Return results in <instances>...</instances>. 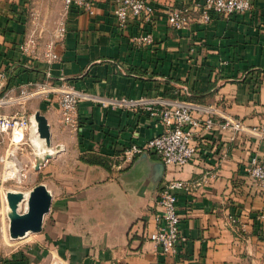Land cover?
I'll return each mask as SVG.
<instances>
[{
  "label": "crops",
  "instance_id": "1",
  "mask_svg": "<svg viewBox=\"0 0 264 264\" xmlns=\"http://www.w3.org/2000/svg\"><path fill=\"white\" fill-rule=\"evenodd\" d=\"M91 1L93 12L74 4L64 16L61 0H0V65L9 85L50 74L93 95L178 96L218 107L260 132H243L233 140L217 124L212 131L202 128L195 157L182 167L163 169L154 152L124 159L127 147L143 145L163 130L147 111L83 99L72 129L56 96L32 99L30 114L40 111L50 125L51 147L45 149L51 156L36 167L33 128L18 144L0 132V185L8 181L7 158L22 151L32 168L19 174L25 185L12 182L6 192L28 191L43 182L53 200L40 231L0 249L3 264H264V218L258 216L264 194L250 183L247 170L253 156H264V0H252L239 13L212 12L208 21L200 8L205 0H150L152 18L130 17L125 25L115 14V0ZM183 7L189 8L190 20L175 28L168 13ZM34 12L43 29L42 47L53 38L58 20L65 19L66 34L54 47L58 60L23 52ZM143 31H151L155 41L135 40ZM28 146L33 148L29 160ZM166 175L190 181L209 176L192 191L178 192L185 238L167 257L149 237Z\"/></svg>",
  "mask_w": 264,
  "mask_h": 264
},
{
  "label": "built area",
  "instance_id": "2",
  "mask_svg": "<svg viewBox=\"0 0 264 264\" xmlns=\"http://www.w3.org/2000/svg\"><path fill=\"white\" fill-rule=\"evenodd\" d=\"M65 16L74 4L93 12L91 0H61ZM252 6V0H205L200 4L205 21L211 18L212 12L229 15L246 11ZM115 14L120 24L125 25L130 17L141 21L150 20L155 13V6L150 0H115ZM168 22L175 28H182L190 20L189 8H174L168 13ZM30 31L21 44L24 53L34 59L55 61L60 54L55 44L66 34V21L61 17L55 27L53 38L44 47L41 46L43 29L36 12L32 14ZM141 43H153L154 34L143 31L135 37ZM7 72L0 65V132L10 135L14 144L24 143L26 132L30 127L28 103L35 98L56 96L60 103L62 119L72 129L78 126L77 108L83 99H92L108 107H122L128 110H143L158 118L163 130L150 138L145 144H132L124 150V159L132 160L144 152L156 153L166 166L182 167L189 163L198 151L196 133L205 128L212 131L217 124L220 131H229L231 139H236L243 132H260L258 127H248L237 116L229 115L215 106L201 105L178 96L141 95L138 97H115L93 95L83 88L63 80L57 82L49 74L44 79H30L17 85H9ZM204 112L198 115L195 112ZM218 116V117H217ZM221 119H220V118ZM19 134L17 137L16 134ZM248 170L250 183L264 194V156L251 158ZM209 176L199 181H190L176 177L162 180L156 200V227L149 232V237L158 245L159 252L170 256L177 252L179 243L185 238L181 234L182 216L178 211V192L192 191L195 186L208 182ZM264 218V212L258 215ZM231 221L237 219L231 217ZM0 264H3L0 258ZM156 264H163L157 262Z\"/></svg>",
  "mask_w": 264,
  "mask_h": 264
},
{
  "label": "water",
  "instance_id": "3",
  "mask_svg": "<svg viewBox=\"0 0 264 264\" xmlns=\"http://www.w3.org/2000/svg\"><path fill=\"white\" fill-rule=\"evenodd\" d=\"M36 133L35 145L37 147L36 167H39L46 158L51 156V151L46 152L45 146L41 149L38 138L45 139V145L51 147V130L48 120L40 111L30 114V127ZM144 152L142 154H147ZM162 161L163 169L165 163ZM8 206L11 212L9 216V233L12 238L26 236L30 232L40 231L43 227L45 215L49 212L53 194L45 183L41 182L28 191L10 189L6 192ZM54 264H62L55 262Z\"/></svg>",
  "mask_w": 264,
  "mask_h": 264
},
{
  "label": "rangeland",
  "instance_id": "4",
  "mask_svg": "<svg viewBox=\"0 0 264 264\" xmlns=\"http://www.w3.org/2000/svg\"><path fill=\"white\" fill-rule=\"evenodd\" d=\"M33 150L32 146H28L25 152L28 153V160L31 155V151ZM11 152V151H10ZM12 153V152H11ZM30 153V154H29ZM14 157H9L5 162V176L8 181H6L5 185H0V249L4 247H12L13 243L17 242L22 238H12L9 233V216H8V202L6 198V188L11 187V183L14 182L19 186L25 185L21 183L18 178L21 172L27 173L30 168H32L31 163L28 164V168L25 165V161H23V152L22 151H14ZM12 158V160H11ZM33 158V157H31ZM23 166V167H22ZM27 175V174H26ZM15 186V185H13ZM3 239L6 240L3 241Z\"/></svg>",
  "mask_w": 264,
  "mask_h": 264
},
{
  "label": "bare ground",
  "instance_id": "5",
  "mask_svg": "<svg viewBox=\"0 0 264 264\" xmlns=\"http://www.w3.org/2000/svg\"><path fill=\"white\" fill-rule=\"evenodd\" d=\"M16 136L18 137V133L16 134ZM38 140H39V143H40L41 149L44 148V146H45V148H46V145H45V139L39 137ZM8 211H9V213L11 212V208H10L9 206H8Z\"/></svg>",
  "mask_w": 264,
  "mask_h": 264
},
{
  "label": "trees",
  "instance_id": "6",
  "mask_svg": "<svg viewBox=\"0 0 264 264\" xmlns=\"http://www.w3.org/2000/svg\"><path fill=\"white\" fill-rule=\"evenodd\" d=\"M27 69H30V68H27ZM12 81H10V83H11Z\"/></svg>",
  "mask_w": 264,
  "mask_h": 264
}]
</instances>
